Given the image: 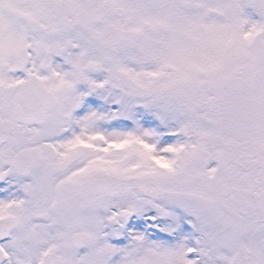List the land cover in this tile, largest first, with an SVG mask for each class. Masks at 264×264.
Instances as JSON below:
<instances>
[{
    "label": "snow or ice",
    "instance_id": "6c2138e0",
    "mask_svg": "<svg viewBox=\"0 0 264 264\" xmlns=\"http://www.w3.org/2000/svg\"><path fill=\"white\" fill-rule=\"evenodd\" d=\"M0 264H264V0H0Z\"/></svg>",
    "mask_w": 264,
    "mask_h": 264
}]
</instances>
